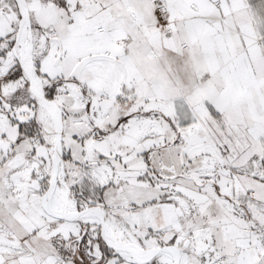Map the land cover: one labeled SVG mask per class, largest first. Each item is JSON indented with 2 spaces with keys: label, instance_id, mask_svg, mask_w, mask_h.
<instances>
[{
  "label": "snow or ice",
  "instance_id": "1",
  "mask_svg": "<svg viewBox=\"0 0 264 264\" xmlns=\"http://www.w3.org/2000/svg\"><path fill=\"white\" fill-rule=\"evenodd\" d=\"M0 264H264V0H0Z\"/></svg>",
  "mask_w": 264,
  "mask_h": 264
}]
</instances>
